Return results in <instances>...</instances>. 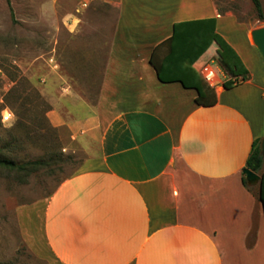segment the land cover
Segmentation results:
<instances>
[{"label": "crops", "instance_id": "1", "mask_svg": "<svg viewBox=\"0 0 264 264\" xmlns=\"http://www.w3.org/2000/svg\"><path fill=\"white\" fill-rule=\"evenodd\" d=\"M209 19L235 60L212 43L191 66L201 78L200 67L217 61L222 75L211 87L215 103L201 106L196 90L159 81L150 60L164 69L175 26ZM250 32L214 0H118L95 104L64 88L47 113L82 162L44 199L38 239L18 211L34 257L46 264H264L258 183H243L264 129V65Z\"/></svg>", "mask_w": 264, "mask_h": 264}, {"label": "rangeland", "instance_id": "2", "mask_svg": "<svg viewBox=\"0 0 264 264\" xmlns=\"http://www.w3.org/2000/svg\"><path fill=\"white\" fill-rule=\"evenodd\" d=\"M260 2L264 15V0ZM214 4L219 13L234 14L251 30L264 26L251 0ZM117 5L118 0H0V155L16 164L40 162L24 172L0 168V264H46L20 236L18 211L38 239L44 199L82 162L47 113L64 88L95 104ZM235 33L240 40L242 33ZM211 65L221 80L218 62ZM5 111L11 114L8 122L2 119Z\"/></svg>", "mask_w": 264, "mask_h": 264}, {"label": "trees", "instance_id": "3", "mask_svg": "<svg viewBox=\"0 0 264 264\" xmlns=\"http://www.w3.org/2000/svg\"><path fill=\"white\" fill-rule=\"evenodd\" d=\"M251 2L257 20L263 21L264 15L260 0H251ZM10 14L13 16L11 8ZM166 43L170 45V52L168 53V58L164 62L165 68H160V66L155 63L153 55L150 60L151 65L156 71L158 80L161 82L178 81L184 88L196 90V103L198 105H213L215 103L214 90L204 83L191 66L202 56L212 43L224 52L226 58L230 62L235 60L233 53L215 33V20L209 19L178 24L174 28L173 36L169 38ZM227 65H229L228 62ZM166 68H168L167 73L164 71ZM177 74H183L185 77L183 76L184 78H180ZM245 78L246 77L243 76L242 81H244ZM237 83L238 81H236V79L234 81L226 80L222 82V87L224 89H229ZM259 142L260 140L253 142L245 168L255 174H259V201L262 204L264 213V160L260 154ZM38 165H40V162L16 164L12 160L2 158L0 155V168L10 172H24L29 167ZM243 183L244 186H247L245 179H243Z\"/></svg>", "mask_w": 264, "mask_h": 264}, {"label": "water", "instance_id": "4", "mask_svg": "<svg viewBox=\"0 0 264 264\" xmlns=\"http://www.w3.org/2000/svg\"><path fill=\"white\" fill-rule=\"evenodd\" d=\"M250 38L255 48L260 52L261 57L264 61V26L251 30ZM260 154L264 156V129L262 140L260 143ZM243 175L251 186L259 183L260 181V177L248 169L243 170Z\"/></svg>", "mask_w": 264, "mask_h": 264}, {"label": "built area", "instance_id": "5", "mask_svg": "<svg viewBox=\"0 0 264 264\" xmlns=\"http://www.w3.org/2000/svg\"><path fill=\"white\" fill-rule=\"evenodd\" d=\"M200 75L205 84L210 87H216L220 84V81L216 75L215 68L211 64H205L200 67ZM11 118V114L6 111L3 112V121L8 122Z\"/></svg>", "mask_w": 264, "mask_h": 264}, {"label": "bare ground", "instance_id": "6", "mask_svg": "<svg viewBox=\"0 0 264 264\" xmlns=\"http://www.w3.org/2000/svg\"><path fill=\"white\" fill-rule=\"evenodd\" d=\"M231 23V22H230ZM229 24V23H228ZM225 25V24H224ZM236 29V28H235ZM234 30V29H233ZM232 29H231V31H233ZM227 31V30H226ZM231 31H229V32H231ZM228 32V31H227ZM230 34V33H229ZM227 35V34H226ZM234 37H235V33H234V35H233ZM230 38H231V36H229ZM225 38H227L226 36H225ZM233 39V38H232ZM235 39H236V37H235ZM228 41H231V39L230 40H228ZM232 41H234V40H232ZM235 43V41L233 42V44ZM236 44V43H235ZM238 46V45H237ZM245 54V53H244Z\"/></svg>", "mask_w": 264, "mask_h": 264}]
</instances>
